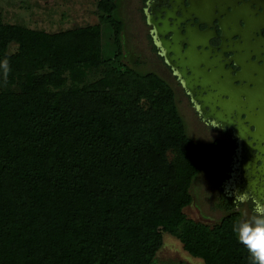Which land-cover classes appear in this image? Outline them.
Wrapping results in <instances>:
<instances>
[{"label":"trees","instance_id":"obj_1","mask_svg":"<svg viewBox=\"0 0 264 264\" xmlns=\"http://www.w3.org/2000/svg\"><path fill=\"white\" fill-rule=\"evenodd\" d=\"M98 9L123 70L101 24L52 34L0 17V264H152L164 233L204 264H249L239 212L209 225L184 211L221 142L193 140L167 80L124 63L121 0Z\"/></svg>","mask_w":264,"mask_h":264},{"label":"flooded vegetation","instance_id":"obj_2","mask_svg":"<svg viewBox=\"0 0 264 264\" xmlns=\"http://www.w3.org/2000/svg\"><path fill=\"white\" fill-rule=\"evenodd\" d=\"M137 3L148 55L154 56L152 72L174 89L186 127L191 122L198 136L210 134L211 140H195L187 127L189 136L200 144H222L210 169L225 151L218 206L225 213L230 208L241 217L250 214L251 203L237 208L234 201L243 193L264 201V0Z\"/></svg>","mask_w":264,"mask_h":264},{"label":"rangeland","instance_id":"obj_3","mask_svg":"<svg viewBox=\"0 0 264 264\" xmlns=\"http://www.w3.org/2000/svg\"><path fill=\"white\" fill-rule=\"evenodd\" d=\"M100 0H0V17L4 23L15 24L27 28L59 33L80 27L101 24L102 12L98 9ZM137 0H121V16L126 24L123 43V61L125 64L139 69L141 72L154 71L153 55L149 54V46L145 37V29L137 12ZM102 25L103 57L111 61L113 66L119 63L115 58L117 47L114 42V31L110 25ZM13 45L11 49H15ZM140 63L135 64V61ZM124 68V67H123ZM122 67L118 69L123 70ZM101 77L97 71L91 80ZM0 85V90H1ZM16 88V87H15ZM17 89V88H16ZM189 134L199 142L211 140L208 136L197 135L195 125L186 121ZM213 137V136H212ZM225 151L214 169L203 172L192 186L193 202L184 209L186 215L195 221L214 225L219 222L225 212L218 206L220 169ZM164 244L152 264H204L201 259L192 257L177 238L164 233Z\"/></svg>","mask_w":264,"mask_h":264},{"label":"clouds","instance_id":"obj_4","mask_svg":"<svg viewBox=\"0 0 264 264\" xmlns=\"http://www.w3.org/2000/svg\"><path fill=\"white\" fill-rule=\"evenodd\" d=\"M4 80L7 81L9 73V61L5 58L2 62ZM251 203L250 214L238 218L232 226L238 242L246 249L249 255V264H264V201L243 193L235 198L234 205Z\"/></svg>","mask_w":264,"mask_h":264},{"label":"water","instance_id":"obj_5","mask_svg":"<svg viewBox=\"0 0 264 264\" xmlns=\"http://www.w3.org/2000/svg\"><path fill=\"white\" fill-rule=\"evenodd\" d=\"M166 57H167V59L169 60V63H170V65H173V59L170 57V55H166ZM176 66V65H175ZM177 67V66H176ZM181 77H186V73L183 71V72H181ZM185 85H186V88L188 89V90H190L191 92H193V87H192V85H190L189 83H188V81L187 80H185ZM201 111H205V107H200L199 108ZM225 121V120H224ZM229 124L231 125V126H233V122L232 121H230L229 120ZM239 135V137H242V138H244V136L242 135V134H238ZM255 143H256V141H254Z\"/></svg>","mask_w":264,"mask_h":264}]
</instances>
